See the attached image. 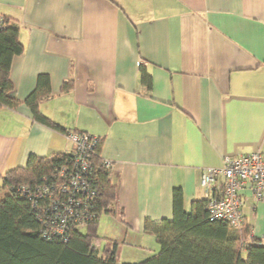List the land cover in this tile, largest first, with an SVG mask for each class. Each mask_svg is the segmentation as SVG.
Instances as JSON below:
<instances>
[{
	"label": "crops",
	"instance_id": "obj_1",
	"mask_svg": "<svg viewBox=\"0 0 264 264\" xmlns=\"http://www.w3.org/2000/svg\"><path fill=\"white\" fill-rule=\"evenodd\" d=\"M1 16L18 24L24 46L11 62L14 96L46 74L41 112L100 138L116 202L99 216L104 243L95 241L115 244L116 256L127 246L121 263L158 251L145 220L171 219L174 188L189 212L205 199L203 169L264 154V0H0ZM64 81L72 88L61 93ZM68 152L64 132L24 103L0 107V188L29 155ZM242 214L264 244V203L246 191Z\"/></svg>",
	"mask_w": 264,
	"mask_h": 264
},
{
	"label": "trees",
	"instance_id": "obj_2",
	"mask_svg": "<svg viewBox=\"0 0 264 264\" xmlns=\"http://www.w3.org/2000/svg\"><path fill=\"white\" fill-rule=\"evenodd\" d=\"M18 24L8 16L0 17V107L27 105L32 118L54 130L67 133L64 127L44 115L39 105L51 97L49 78L40 74L36 88L20 100L13 94L10 67L14 56L23 52ZM141 84L149 87L151 76L140 66ZM71 81H64L60 92H69ZM78 131V130H72ZM100 138L90 155L91 179L97 189L94 201L96 218L87 223L84 232L72 228L66 241L45 239L40 235L37 209L19 189L33 188L56 180L61 166L71 167L74 153L29 155L25 166L9 169L0 188V264H117L116 247L105 244L101 251L93 245L98 238L99 215L116 202V188L109 179V169L99 156ZM205 200L195 201L189 212L182 206V191L174 188L172 217L153 222L145 220L144 228L153 233L158 251L138 263L121 264H264V244L250 238V226L243 220L239 228L208 218Z\"/></svg>",
	"mask_w": 264,
	"mask_h": 264
},
{
	"label": "built area",
	"instance_id": "obj_3",
	"mask_svg": "<svg viewBox=\"0 0 264 264\" xmlns=\"http://www.w3.org/2000/svg\"><path fill=\"white\" fill-rule=\"evenodd\" d=\"M65 138L73 145L72 166H61L56 180L45 179L33 188L19 189L37 209L40 235L48 240L66 241L72 228H85L98 216L94 210L97 189L91 179L90 155L99 137L71 130ZM102 165L112 168V163L104 159ZM200 186L205 191L208 218L239 228L244 220L243 193L247 191L255 202L264 203V154L253 151L234 158L225 156L221 166L202 170ZM92 243L99 246L97 241Z\"/></svg>",
	"mask_w": 264,
	"mask_h": 264
},
{
	"label": "rangeland",
	"instance_id": "obj_4",
	"mask_svg": "<svg viewBox=\"0 0 264 264\" xmlns=\"http://www.w3.org/2000/svg\"><path fill=\"white\" fill-rule=\"evenodd\" d=\"M114 223H112V225H113ZM99 226V225H98ZM80 231L81 232H84V227H80ZM99 228H98V234H99ZM100 241H102V244L104 243L103 241H104V238H102V237H99L98 238ZM95 241V239L93 240V242ZM127 246H122V248H121V250L119 249V250H117L118 251V253H117V264H120L121 262H122V260H125L124 258L127 256V253H126V249H128V248H126ZM101 249L102 248H100V246H99V249H97L98 250V252H100L101 251ZM145 252L147 253H150L151 251L149 250V249H146L145 250ZM151 254V253H150ZM128 262V261H127ZM139 262V261H138Z\"/></svg>",
	"mask_w": 264,
	"mask_h": 264
}]
</instances>
